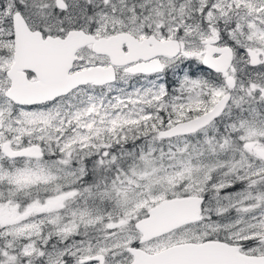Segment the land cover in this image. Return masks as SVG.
Wrapping results in <instances>:
<instances>
[{
  "label": "snow or ice",
  "instance_id": "obj_1",
  "mask_svg": "<svg viewBox=\"0 0 264 264\" xmlns=\"http://www.w3.org/2000/svg\"><path fill=\"white\" fill-rule=\"evenodd\" d=\"M0 264H264V0H0Z\"/></svg>",
  "mask_w": 264,
  "mask_h": 264
}]
</instances>
